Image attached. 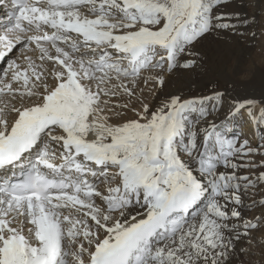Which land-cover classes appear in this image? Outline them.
<instances>
[{"label": "snow or ice", "instance_id": "1", "mask_svg": "<svg viewBox=\"0 0 264 264\" xmlns=\"http://www.w3.org/2000/svg\"><path fill=\"white\" fill-rule=\"evenodd\" d=\"M9 2L0 59L27 42L39 48L40 61L59 67L53 74L29 56L27 67L13 60L0 79V96L39 97L0 105V264H221L232 247L229 222L242 216L229 204H243L241 180L249 177L218 168L238 169L234 158L258 149L247 140L237 146L227 122L207 120L204 101L220 94L174 96L151 112L143 104L133 109L136 119L120 123L105 109L119 116L114 107L121 105L109 107L110 98L134 95L129 83L141 69L167 62L171 70L188 45L214 28H234L240 13L219 11L226 0ZM254 106L236 101L226 119L246 110L264 123V107L254 115ZM100 177L118 182L104 194ZM129 206L141 210L127 213Z\"/></svg>", "mask_w": 264, "mask_h": 264}, {"label": "bare ground", "instance_id": "2", "mask_svg": "<svg viewBox=\"0 0 264 264\" xmlns=\"http://www.w3.org/2000/svg\"><path fill=\"white\" fill-rule=\"evenodd\" d=\"M262 4V0H226V3L220 6L219 11L240 13L239 17H233L231 20L234 28H214L202 35L193 44L188 45L184 53L178 54L176 66L171 70L167 68V62H165L163 68L146 67L141 69L139 75L134 78L135 83H129V86L133 88L134 95L121 94L110 98L112 104L109 107L121 105V107H114V111L120 113L119 116L105 109V114L109 116L110 121L112 123H120L129 119H136L137 116L133 109L141 110L142 105L147 104L151 112L174 96H179L183 100L194 97H212L219 93L218 99H207L204 101L203 106L208 113L207 120L214 121L217 124L227 122L228 127L231 129L227 134L236 141L237 146L245 141L246 137H255L260 125L264 123H255L246 110H241L244 116L243 120L245 119L243 121V133H238L235 127H231L233 124L239 123L240 114L235 118H226L229 117V112L233 109L236 101H255V106L253 107L254 115H258L259 109L264 107V55L257 51H264V47L261 43L256 44L257 30L255 29L256 22L259 21L261 18L260 14L263 12ZM0 10V34H2L3 30L9 27L8 17L12 11L9 0H5L3 4H0ZM82 10L87 13V7L82 6ZM44 31L51 33L52 30L45 26ZM32 34L34 33L31 31L26 33V35ZM71 35L73 39H76L75 33ZM78 43L82 45L83 41L80 40ZM46 46L49 47L52 55L56 54L54 48H51L50 45ZM61 46L65 47V50L70 51L67 45L61 44ZM109 51L113 52L114 50L109 49ZM81 53L86 57L92 56V53L84 47H81ZM81 53H73V55L79 56ZM158 53L163 54V50H158ZM40 55L39 48H36L33 43L26 52L19 54L18 59H15V61L21 64L22 68H25L27 67L25 63L27 57L31 56L37 65L43 64L45 68L54 74L59 67L57 63L54 61H40ZM7 56L0 59V74L2 73V64L8 58ZM188 60L195 61V63L189 68L183 67L184 62ZM245 69H249V71L246 75H243L242 73ZM44 76L47 78L46 83H56L54 79L48 76V72H45ZM158 78H163L164 84L162 86L159 84ZM112 82L116 83L115 80ZM35 83L37 85L36 91L43 92L44 88L40 82L36 81ZM20 86L18 83L14 84V88H19ZM258 91L261 92L258 93ZM38 99L39 97H17L9 94L8 97L0 96V105L10 103L20 106L21 100L24 103H31ZM122 105H127V107H122ZM234 162L239 165L238 169L233 170L220 166L218 171H236L237 175L241 176L242 156L238 155L235 157ZM112 171L114 170H110V174ZM89 179L93 178L89 177ZM117 182L118 178L109 182L100 177L96 181V187L104 194H107L109 183L115 185ZM241 183L244 185V189L241 192L243 204H229V208H239L242 216L238 220L234 218L229 222L234 226L231 229L232 235L230 237L232 247L228 249V254L221 261V264H238V262L247 264L244 260L242 261L245 254L241 251L245 247L246 230L243 228V224L247 222L244 211L249 201L246 199L247 188H245L244 180H241ZM96 203L106 208V205L99 198H96ZM138 210H141L138 206H129L127 213L135 214ZM113 216L116 218L119 213H113ZM92 223L94 224V222ZM103 235L104 233L101 230V236ZM237 235L239 236L238 239L236 238ZM262 239H264L263 236L259 234V242ZM262 261L264 262V257Z\"/></svg>", "mask_w": 264, "mask_h": 264}, {"label": "rangeland", "instance_id": "3", "mask_svg": "<svg viewBox=\"0 0 264 264\" xmlns=\"http://www.w3.org/2000/svg\"><path fill=\"white\" fill-rule=\"evenodd\" d=\"M262 3L263 12H261L260 14L261 18L259 19V21L256 22L255 29L257 30L256 44L261 43V45H263L264 47V0H262ZM29 47L27 45V42H23L21 44H18L11 52L7 53L8 56H6L8 58L2 64V73L0 74V79H2L3 72L7 70L10 61L18 59L19 54L26 52ZM257 51L264 55V51ZM248 71L249 69H245L242 74L246 75ZM259 92L261 91H258V93ZM243 118L244 116L242 115V113H240L239 123L233 124L231 126L232 128L235 127L238 133H243V121H245V119L243 120ZM261 125L255 137L245 138V140L248 141V144L246 146L247 148L258 150L248 153V155L246 156H243V164L242 166H240L241 177H249L248 181H244L245 188H247L246 199L249 201L244 213L246 214L247 221L256 222L260 225L256 229L246 230L247 234H245V247L241 252H244L245 254L242 261L244 260V262H246L247 264H264V262L262 261L264 257V239H262V243L259 242V234L264 238V182L258 179L262 174H264V124ZM253 182L255 183L254 187L252 186ZM257 232L258 234H256ZM238 264L241 263L238 262Z\"/></svg>", "mask_w": 264, "mask_h": 264}]
</instances>
